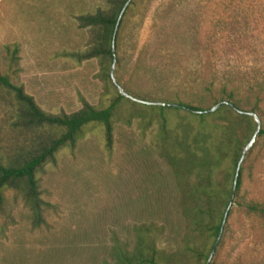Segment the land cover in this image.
<instances>
[{"label": "rangeland", "instance_id": "374dc122", "mask_svg": "<svg viewBox=\"0 0 264 264\" xmlns=\"http://www.w3.org/2000/svg\"><path fill=\"white\" fill-rule=\"evenodd\" d=\"M133 1L115 57L102 63L81 56L96 35L78 17L107 8L108 0H0L3 73L53 113L78 111L83 99L99 108L115 104L111 151L104 126L91 123L75 146L63 147L57 162L38 174L47 202L42 223L34 225L21 191L7 190L0 264H102L112 261L117 243L132 248L141 229L157 236L175 257L172 264H196L184 252L193 238L184 196L190 183L180 169L189 162L179 160V141L186 131L217 133L187 108L118 100V85L141 100L207 109L229 80L240 88L241 100L234 101L256 112L264 129V92L250 90L264 85V0ZM13 113V95L0 87V158L31 135L14 124ZM225 115L234 117H218ZM253 120L235 124L240 138L248 127L254 133ZM252 202L264 207V133L246 153L212 263L264 264V216L247 208Z\"/></svg>", "mask_w": 264, "mask_h": 264}, {"label": "trees", "instance_id": "16d2710c", "mask_svg": "<svg viewBox=\"0 0 264 264\" xmlns=\"http://www.w3.org/2000/svg\"><path fill=\"white\" fill-rule=\"evenodd\" d=\"M127 1L108 0L107 8L81 14L78 17L80 25L91 28L96 35L91 48L81 54L83 58L101 57L104 63L108 58L114 57L112 45L114 32L120 13ZM133 2L131 0L129 5ZM17 50V47L13 49L15 52ZM107 76L110 77L109 74ZM0 87L13 95L14 124L31 133L29 138L7 158H0V209L5 206L6 192L9 188L21 191L32 212L33 223L37 225L44 220V208L47 204L42 197L38 174L48 163L57 162V155L63 147L75 146L78 139L83 136L85 126L91 123H100L104 126L106 145L111 151L113 148L112 117L115 104L99 108L83 99L82 108L78 111L53 113L42 108L35 97L26 91L23 84L13 81L9 74L1 70ZM250 90L259 96L264 92V85L257 84ZM217 91L214 95L215 104L227 100L233 102L240 110L246 111L237 103L241 100V94L236 83L227 80L217 88ZM117 97L118 100L125 98L120 91ZM168 106L172 105H159L162 109ZM178 106L183 108L186 106L189 110H205L202 106L190 102H180ZM198 114L202 122L210 126L217 134L205 133L202 130H197L195 133L186 131L179 141L180 154L178 157L179 160L189 162L180 167L190 183L184 196L186 195L185 200L188 203L187 218L190 224V235L193 238L192 241L186 242L184 252L189 253L196 264H207L220 234L228 204L233 196V183L238 161L244 147L254 134L248 127L246 134L240 138L235 124H239V120L249 122L254 120L249 113H241L228 104L221 105L216 112H198ZM219 114L230 116L233 114L234 117L226 118L228 117L226 115L218 117ZM220 119L228 123L216 122ZM260 133L263 134L264 129H261ZM230 150L233 155L229 156ZM195 158L200 159L199 166L192 165V160ZM241 183L242 168L237 190ZM247 208L264 216V207L257 203H249ZM173 259H175L174 256L172 257L158 245L157 236L152 231L141 229L132 248L117 243L113 249L112 261L106 260L102 264H172Z\"/></svg>", "mask_w": 264, "mask_h": 264}, {"label": "water", "instance_id": "95a60500", "mask_svg": "<svg viewBox=\"0 0 264 264\" xmlns=\"http://www.w3.org/2000/svg\"><path fill=\"white\" fill-rule=\"evenodd\" d=\"M130 1L131 0H128L126 2V4L124 5V7H123V9H122V11L120 13L116 28H115L114 37H113V44H112L113 45L114 57H115V40H116V36H117V31H118L121 19H122L123 15H124L128 5H129ZM114 63H115V59H114ZM114 63H113V67H112V70H111V76H112L113 81L116 83L115 77L113 75ZM118 87H119V90H120V92H121V94L123 96L133 98V99H135L137 101H140V102H145V103H149V104H159V105H164V106H166V105L178 106L177 103H168V102H163V101H156L155 102V101L141 100V99L135 98L134 96L129 94L122 86L118 85ZM223 104H228L229 106L235 108L236 110H238L241 113H249L251 116L254 117V119H255V121L257 123V128H256L254 134L252 135L251 139L249 140V142L244 147V149L242 151V154H241V157H240V159L238 161V164H237V167H236V174H235V178H234V183H233V196L231 197L230 202L228 204L227 210H226L224 218H223V223H222V228H221L220 234H219V236H218V238H217V240H216V242H215V244L213 246V249H212V251L210 253V256H209V259L207 261V264H211L212 263V259H213L214 255H215L217 246H218L219 241H220V239L222 237V234H223L226 222H227V217H228L230 208H231V206L233 204V200H234V197H235V194H236V191H237L239 175H240V172H241L242 164H243L244 159L246 157V153L252 147L253 143L255 142V140L257 138V135L260 133V130L262 129L261 118L256 112H254V111H242L239 108H237V106H235V104L233 102H231V101H227V100L220 101V102L214 104L212 107L207 108L205 110H196V109H191V110L194 111V112H200V113H210V112L216 111ZM184 107L188 108L186 106H184Z\"/></svg>", "mask_w": 264, "mask_h": 264}]
</instances>
